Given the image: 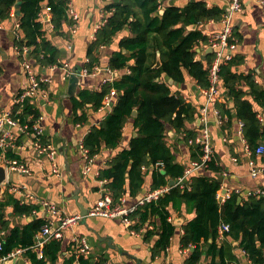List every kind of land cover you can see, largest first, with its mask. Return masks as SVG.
<instances>
[{
  "label": "trees",
  "instance_id": "obj_1",
  "mask_svg": "<svg viewBox=\"0 0 264 264\" xmlns=\"http://www.w3.org/2000/svg\"><path fill=\"white\" fill-rule=\"evenodd\" d=\"M18 1L0 0V22L11 20L16 10L20 12L15 46L21 51L25 46L30 47L29 55L36 66L46 68L60 63L61 50L46 36L40 13L46 4L50 5L53 27L60 32L65 22L73 23L67 16V0H22L19 6ZM106 11L105 22L88 48L84 69L93 72L99 64V48L110 45L115 35L128 25L132 36L121 41V46L128 52L115 54L109 64L112 70L121 71L122 75L113 82H106L100 90L81 89L72 98L73 121L84 123L87 120L85 108L89 104L98 109L112 89L117 91L112 110L99 125L90 129L82 144L90 157L104 148L116 150L123 139L126 123L133 120L136 136L113 156L107 166L100 169L98 176L105 181L104 186L113 200L118 202L126 195L137 196L143 191L147 171L152 172L151 190L184 176L185 166L176 160L166 142L167 130L171 127L184 134L185 142L189 144V139L197 133L195 127L189 126L195 121V108L173 91L168 80L182 83L187 71L202 87H209L208 68L215 54L208 53L199 59L197 48L209 43L210 38L199 29L188 27L204 20L221 21L224 11L218 6L208 7L204 0H191L183 7L169 5L163 13L160 0H112ZM233 34L240 38L238 33ZM158 53L162 62L159 67L156 66ZM239 61L236 55L221 65L227 100L226 103L218 102L217 107L227 118L224 126L230 127L234 117L228 101H235V114L243 122V135L254 159L255 149L263 136L255 105L264 108V88L254 73L233 70V64ZM244 85H248L253 101L245 97L248 92ZM134 110H137L136 116H133ZM11 114L21 124H27L30 131L41 115L36 102L29 99L14 104ZM43 141L48 142L46 138ZM189 145L194 148L193 158L199 160V144ZM7 156L21 161L11 149L7 150ZM221 169L214 160L202 173L191 177L189 186L174 185L157 200L139 205L131 214L135 220L132 227L142 231L145 241L151 243L153 259L166 251L175 235L177 227L172 220L173 212L185 210L194 212L195 216L183 225L181 245L189 248L184 264H204L203 259L205 264H237L239 255L235 253V242H239V248L246 251V257L253 264H264V195L244 197L242 193L233 191L225 202H221L218 198L222 191L221 181L215 174ZM8 205L13 206L15 216H28L37 209L33 203H23L5 191L0 199V232H5L0 236L3 242L0 258L24 249L23 255L32 264H75L76 260L82 264H104L100 259L92 261L89 255L78 256L71 243L67 248L72 250L71 255L61 258L63 239H53L41 248H35L36 235L46 223V218L37 217L22 226L11 225L5 211ZM223 223L229 224L230 230L223 240H219V226ZM149 225L153 228L150 229Z\"/></svg>",
  "mask_w": 264,
  "mask_h": 264
},
{
  "label": "crops",
  "instance_id": "obj_2",
  "mask_svg": "<svg viewBox=\"0 0 264 264\" xmlns=\"http://www.w3.org/2000/svg\"><path fill=\"white\" fill-rule=\"evenodd\" d=\"M189 1L191 0H160V11L163 13L169 5L173 4L183 7ZM204 1L208 7H220L224 11L223 16L228 12V0ZM110 2L112 0H73L74 8L79 13L75 33L72 32L68 22L63 24L60 32L54 29L51 21L43 22L46 36L61 50V61H66L71 66L73 70L71 75L77 74L80 81L76 93L70 94L71 75L65 77L60 66L53 67L55 64L46 68L38 67L42 73L51 74L53 77L52 83L47 86V95L39 93L34 100L41 113L43 136L57 149L61 173L57 175L52 171L51 161L34 148L31 138L21 133L18 134V137L22 135L21 139L19 140L17 137L15 146L10 149L28 166L29 173L7 169V183L4 188L19 200L20 192L15 188L30 190L38 199L31 201L37 206V209H35L36 212L28 216H15L13 206L8 205L5 211L11 225L22 226L37 217L47 218L46 210L40 206L39 199L53 200L67 214H82L83 210H87L88 213L97 199L108 191V188L104 186L105 181L98 178L100 169L107 166L113 156L127 147L132 137L137 134L133 120L129 119L124 127V135L119 148L116 150L104 148L93 157L91 162H88L80 151L81 140L93 126L100 124L110 113L112 107L101 106L95 109L89 104L85 108L87 120L82 124H76L73 121L72 98L81 89L100 90L106 82H113L122 75L121 71L112 70L109 64L115 54L120 51L128 52L125 47L121 46V41L124 38L132 36L128 25L115 35L110 45L99 48L97 55L99 56L98 68L100 70L86 75L81 74L84 63L88 60V48L96 38L97 30L105 22L108 15L106 7ZM241 4L242 9L233 16V33H238L240 36L239 38L233 34V38L237 42L234 56L237 55V59L240 60L233 64V70L237 73H254L256 80L264 88V4L260 0H241ZM17 18L13 13L12 19L2 22L3 28L0 29V114L11 111L15 97L27 83L14 42V22ZM222 27V21L204 20L200 21L194 29L201 30L204 35L210 38ZM188 29L193 28L189 26ZM207 45L208 43L201 44L197 48V58L200 59L208 53H213L212 50L205 54L199 51L209 49ZM107 68H110L112 72ZM129 70L127 68V72ZM115 73L118 75L115 76ZM184 77L182 83H176L173 79L172 82H170L171 79L168 81L174 92H178L194 106L195 121L189 126L197 128L200 124L198 120L202 115V109L207 105V95L205 88L187 71H185ZM243 87L248 92L245 97L253 101L254 97L249 95L248 85ZM222 91L225 99L219 102L226 103L227 88L224 85ZM115 101L116 96L113 97V102ZM228 106L233 108L234 117L230 127H225V122L218 124L212 105H209L207 110L215 157L222 168V171L215 174L218 175L223 189L238 190L246 197L252 189H264V171L258 177H252L250 163L253 161L254 167L264 170V154L255 153L256 157L253 159L252 155L247 153L246 145L249 146V143L240 130V119L235 114V101L233 99L228 101ZM255 107L263 131L259 145H264V108L257 104ZM166 142L172 148L176 160L185 166V170L198 160L193 158L194 148L185 142L183 134L177 133L171 127L167 130ZM202 172L203 169L195 170L191 177ZM224 172H226V176H224ZM151 185L152 172L147 171L143 191L137 196H124L125 204L127 206L136 204L151 190ZM194 216V212L187 213L185 210L173 212L172 220L177 227L175 235L166 251L154 259L151 255V243L145 241L143 234H131L120 219L85 216L76 225L66 230L61 258L71 255L72 250L67 248L69 243L75 245L73 240L77 236L85 238L89 243L91 248L89 257L92 261L100 259L104 264H184L189 255V249L183 248L181 245L184 235L183 225ZM4 235L5 232L1 231L0 236ZM235 253L239 255L237 264H249L247 257L240 253L239 247H235ZM21 259L24 260V263ZM205 261L203 259L204 264ZM0 264L2 263L0 262ZM16 264L32 263L22 253Z\"/></svg>",
  "mask_w": 264,
  "mask_h": 264
},
{
  "label": "built area",
  "instance_id": "obj_3",
  "mask_svg": "<svg viewBox=\"0 0 264 264\" xmlns=\"http://www.w3.org/2000/svg\"><path fill=\"white\" fill-rule=\"evenodd\" d=\"M264 4V0H260ZM229 9L228 12L223 16L221 20L223 27L213 33L210 37L208 47L212 49L215 54L212 62L209 65V81L210 85L208 88H205V94L207 95V105L202 109V115L199 117L200 124L196 128V135L189 139V144L195 143L199 144L201 155L200 159L196 162H193V165L185 170L184 176L179 178L174 185L180 184L182 186L190 185V177L192 176L193 171L207 168L210 162L216 160L214 148L212 145V136L209 128L207 110L208 106L212 105L214 108V114L216 115L218 124H224L227 121V118L223 116L221 110L217 107V103L225 99L224 92L222 87L224 85L222 76H221V65L226 63L228 60H231L234 57V50L237 47V42L233 38V16L235 13L239 12L242 9L241 0H228ZM52 8L50 5L46 4L43 11L40 13V19L43 22L51 21L52 22ZM67 16L69 20L73 21L71 26L72 32L77 31V23L79 21V13L76 11L73 5V0H67ZM3 28V23L0 22V29ZM15 37L19 35V23L15 22L14 27ZM71 47V46H69ZM18 55L20 56L22 63V70L26 78V86L23 90L15 97L14 104H19L26 99L35 101V97L39 93H44L47 95V86H49L53 77L51 74L42 73L38 70V67L35 65L31 59L29 52L30 47L25 46L21 51L18 46L15 47ZM60 66L63 70V75L68 77L71 75L73 70L71 66L66 61H60V63L55 64L53 67ZM111 71L110 68H107ZM98 66L94 69L93 72L99 71ZM91 72V73H93ZM112 72V71H111ZM89 72L86 69L81 71V74L86 75ZM117 91L112 89L111 93L108 94L103 102V107H112L113 106V97H115ZM240 130L243 133V122L240 121ZM18 132V133H17ZM28 136L33 141L34 148L43 155H46L51 161L52 171L55 174L61 173V165L58 158L57 149L51 144V142L43 141V127L41 123V115L36 120L32 127V131L27 124H21L17 119L12 117L11 111L4 112L0 114V160L3 164L6 165L7 169L15 170L21 173H29V168L22 161L17 159H8L7 150L15 146L16 139L18 134ZM183 136H185L183 134ZM83 140V139H82ZM82 140L80 143V151L88 162H91L93 157L89 156L88 150L83 147ZM246 151L248 154H253L251 148L246 145ZM255 153L258 155L264 154V145H259ZM217 161V160H216ZM252 165L251 175L252 177H258L261 172L264 170L254 167V162H250ZM224 172V176H226ZM174 185H166L157 189L148 191L141 200L136 204L127 206L125 204L126 199L123 197L120 201L115 202L113 196L109 191L105 192L93 205V207L88 211L86 215L82 214H67L59 204L49 199H39L40 206L46 210L47 218L46 223L43 224L41 230L36 235V242L34 244L35 248H41L53 239H63L66 230L70 227L76 225L81 221L85 216L91 217H101L109 219H120L126 228L129 229L131 234H143L142 231H136L132 226L135 223V220L131 217V214L138 208L139 205L144 204L145 202H150L152 200H157L161 195L168 192L170 188ZM222 188V187H221ZM16 191L20 192L21 202H31L32 200L38 199L33 192L25 189H17ZM14 189V190H15ZM224 191V192H223ZM239 192L238 190H228L223 189L218 193V198L221 202H225L227 198L230 197L231 193ZM264 195L263 188H255L249 191L248 195ZM34 212H36L34 210ZM150 229L153 228V225L148 226ZM230 230V226L227 223H223L219 226V240H223L226 237V233ZM73 242L74 252L79 256L80 254L89 255L91 248L89 243L85 238L75 237ZM3 248V242L0 239V250ZM188 249V248H187ZM42 252V249H39ZM25 251L24 249H17L14 252L10 253L7 257L0 258L2 264H6L12 258H17L19 260L20 255ZM240 253L246 256V251L240 248ZM22 262L24 261L21 259ZM248 260V258H247ZM249 264H253L248 260ZM24 263V262H23ZM75 264H82L79 260H76Z\"/></svg>",
  "mask_w": 264,
  "mask_h": 264
},
{
  "label": "water",
  "instance_id": "obj_4",
  "mask_svg": "<svg viewBox=\"0 0 264 264\" xmlns=\"http://www.w3.org/2000/svg\"><path fill=\"white\" fill-rule=\"evenodd\" d=\"M22 3V0H19L17 2V5H21ZM20 14L19 10H16L15 11V15L16 17H18ZM197 26V24H193V25H190V28H195ZM14 27H15V22H14ZM211 48L207 49V50H199L200 52H203L204 54L207 53V52H211ZM161 56L160 54L158 53L157 55V63H156V66L159 67L161 65ZM37 67H40V66H37ZM42 68V67H40ZM118 74L115 73V76H117ZM80 79L79 77L77 76V74H72L70 76V86H69V93L70 94H75L76 91H77V86H78V83H79ZM170 82H172V79L170 80ZM137 115V110H134L133 112V116H136ZM199 122V120H198ZM177 135V134H176ZM7 167L5 164L2 163V161L0 160V199L3 197L4 193H5V188L4 186L6 185L7 183ZM176 183L175 180H170L169 184L170 185H174ZM224 192V191H223ZM87 214V210L86 211H82V215H86ZM177 224H181V223H177ZM235 247H239V242H235ZM17 258H12L10 259L9 261H7L6 264H15L17 262Z\"/></svg>",
  "mask_w": 264,
  "mask_h": 264
},
{
  "label": "rangeland",
  "instance_id": "obj_5",
  "mask_svg": "<svg viewBox=\"0 0 264 264\" xmlns=\"http://www.w3.org/2000/svg\"><path fill=\"white\" fill-rule=\"evenodd\" d=\"M16 47V46H15ZM20 57V56H19ZM187 249V248H186ZM189 249V248H188Z\"/></svg>",
  "mask_w": 264,
  "mask_h": 264
}]
</instances>
